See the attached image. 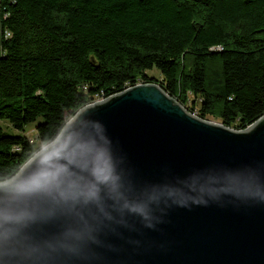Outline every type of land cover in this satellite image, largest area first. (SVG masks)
Returning a JSON list of instances; mask_svg holds the SVG:
<instances>
[{
  "label": "water",
  "instance_id": "obj_1",
  "mask_svg": "<svg viewBox=\"0 0 264 264\" xmlns=\"http://www.w3.org/2000/svg\"><path fill=\"white\" fill-rule=\"evenodd\" d=\"M0 264H264V114L230 128L152 82L79 108L0 181Z\"/></svg>",
  "mask_w": 264,
  "mask_h": 264
},
{
  "label": "trees",
  "instance_id": "obj_2",
  "mask_svg": "<svg viewBox=\"0 0 264 264\" xmlns=\"http://www.w3.org/2000/svg\"><path fill=\"white\" fill-rule=\"evenodd\" d=\"M156 67L160 78L147 74ZM138 82L242 129L264 114V0H0V181L67 115Z\"/></svg>",
  "mask_w": 264,
  "mask_h": 264
},
{
  "label": "rangeland",
  "instance_id": "obj_3",
  "mask_svg": "<svg viewBox=\"0 0 264 264\" xmlns=\"http://www.w3.org/2000/svg\"><path fill=\"white\" fill-rule=\"evenodd\" d=\"M147 74L149 76H152V77H156V78H160V73H159V70L156 68V67H153L151 69H148L147 71ZM148 83H151V82H148ZM152 83H156V82H152ZM140 84V83H139ZM128 88V87H127ZM126 89V88H124ZM94 102V101H93ZM73 114H70V115H67V119H69ZM66 119V120H67ZM41 119L38 118L36 121L34 122H31V123H28L27 125L24 126V129L23 131L22 130H17V129H14L13 127H11L9 125V123L7 122V120H0V124L10 133H25L29 138L32 137L34 139V142L38 143V140H37V132H36V129H35V124L36 122L40 121ZM212 120V119H210ZM212 121H215L216 120H212ZM251 124V123H250ZM249 124V125H250ZM247 125V126H249ZM246 126V127H247ZM245 127V128H246ZM244 129V128H242ZM33 142V143H34ZM46 145V144H45ZM27 161V160H26Z\"/></svg>",
  "mask_w": 264,
  "mask_h": 264
},
{
  "label": "built area",
  "instance_id": "obj_4",
  "mask_svg": "<svg viewBox=\"0 0 264 264\" xmlns=\"http://www.w3.org/2000/svg\"><path fill=\"white\" fill-rule=\"evenodd\" d=\"M141 83H143V82H141ZM127 87H130V86H127ZM126 87V88H127ZM97 100H101V99H97ZM97 100H95V101H97ZM29 142H31V143H33L34 142V139L32 138V137H30L29 138ZM44 145H42V146H40L39 148H37V151L41 148V147H43Z\"/></svg>",
  "mask_w": 264,
  "mask_h": 264
},
{
  "label": "bare ground",
  "instance_id": "obj_5",
  "mask_svg": "<svg viewBox=\"0 0 264 264\" xmlns=\"http://www.w3.org/2000/svg\"><path fill=\"white\" fill-rule=\"evenodd\" d=\"M139 83H141V82H138L137 84H139ZM67 120H68V119H67ZM36 151H37V149H36ZM36 151H35V152H36Z\"/></svg>",
  "mask_w": 264,
  "mask_h": 264
}]
</instances>
